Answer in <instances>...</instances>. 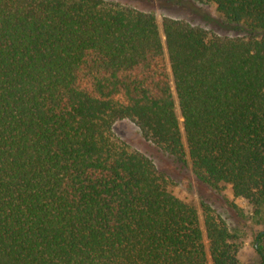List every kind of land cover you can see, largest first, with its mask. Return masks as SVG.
Masks as SVG:
<instances>
[{
  "label": "trees",
  "instance_id": "16d2710c",
  "mask_svg": "<svg viewBox=\"0 0 264 264\" xmlns=\"http://www.w3.org/2000/svg\"><path fill=\"white\" fill-rule=\"evenodd\" d=\"M192 1L232 33L113 0H0V264H245L220 213L114 136L132 121L264 213V0ZM254 248L264 264V230Z\"/></svg>",
  "mask_w": 264,
  "mask_h": 264
},
{
  "label": "rangeland",
  "instance_id": "374dc122",
  "mask_svg": "<svg viewBox=\"0 0 264 264\" xmlns=\"http://www.w3.org/2000/svg\"><path fill=\"white\" fill-rule=\"evenodd\" d=\"M152 12L160 21L169 16L190 21L216 33H232V27L223 23L212 4L192 0H113ZM116 139L125 142L129 149L148 155L158 168L175 181L174 191L181 198L199 206L201 201L210 204L228 222L240 243L239 257L245 264H258L260 257L254 248L256 234L264 230V213H255L251 205L235 198L229 187L214 189L194 176L190 163L167 156L158 151L130 120L118 121L114 127ZM186 160V158H185Z\"/></svg>",
  "mask_w": 264,
  "mask_h": 264
}]
</instances>
